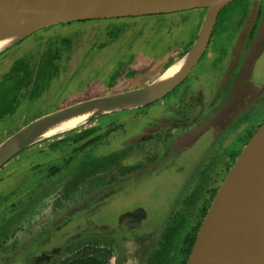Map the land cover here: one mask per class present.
<instances>
[{
    "label": "flooded vegetation",
    "instance_id": "flooded-vegetation-1",
    "mask_svg": "<svg viewBox=\"0 0 264 264\" xmlns=\"http://www.w3.org/2000/svg\"><path fill=\"white\" fill-rule=\"evenodd\" d=\"M242 9L233 45L219 49L212 42L219 13L201 59L161 99L95 118L28 147L23 160L16 155L9 161L0 202L16 200L11 215L21 227L0 237V264H187L218 190L264 123V46L257 39L262 4L249 0ZM158 15L77 22L110 24L103 32L110 39L88 47L95 53L114 44L124 26L132 30L126 18ZM70 38H43L16 59L8 56L14 60L0 80V123L14 117L25 100L39 105L59 82L71 81L63 63ZM129 38L107 58L96 59L102 69L115 62L114 52L135 46ZM190 43L156 66L174 62ZM154 68L116 70L106 94L118 93L112 91L117 79L135 71L152 82L148 74ZM97 86L92 94L102 91ZM68 104L44 106L39 116ZM28 176L32 184L21 188Z\"/></svg>",
    "mask_w": 264,
    "mask_h": 264
},
{
    "label": "water",
    "instance_id": "water-1",
    "mask_svg": "<svg viewBox=\"0 0 264 264\" xmlns=\"http://www.w3.org/2000/svg\"><path fill=\"white\" fill-rule=\"evenodd\" d=\"M234 1L237 0H0V38L22 32L0 50V55L56 24L205 11L189 50L167 67L181 63L177 74L161 82L159 75L139 88L87 99L34 119L0 143V168L23 150L48 139L40 138L41 133L63 119L91 112L83 124L64 131L69 132L100 116L144 107L167 95L201 59L220 11ZM187 264H264V123L218 190Z\"/></svg>",
    "mask_w": 264,
    "mask_h": 264
},
{
    "label": "rangeland",
    "instance_id": "rangeland-1",
    "mask_svg": "<svg viewBox=\"0 0 264 264\" xmlns=\"http://www.w3.org/2000/svg\"><path fill=\"white\" fill-rule=\"evenodd\" d=\"M248 1L249 0H237L228 4L221 10L219 23L215 29L216 37L212 40L216 48L225 49L230 48L233 45L238 35V29H236L237 24L235 23V20L238 17L237 12L243 10L242 7L246 6ZM259 2L262 4V15L258 24L257 39L264 46V0H259ZM204 14L205 11L199 9L168 13L158 16L126 18L127 20L124 21L127 24L132 25V30L130 31V29H128V26H124L126 31L123 32L120 37L114 39V44L105 45L104 49H101L100 52L95 51V53H93L94 51L92 52L88 49V47L92 45V43L106 42L110 39L109 35L103 34L104 30H108L107 27L110 25L107 21H100L98 23L70 22L66 24H56L42 29L34 35L22 41H19L16 45L12 46L0 55V60H5V62L0 64V80L3 78L4 73L7 70L6 67H8V65L12 63L11 60H14V57L8 56L19 54L22 50L27 49L33 43L41 44V39L43 38L48 39L52 36L70 34L71 48L67 53V56L64 55L63 63L67 66L64 75L66 76L68 73L67 79H71V81H65L63 83L62 80L61 82H59V86L55 89L53 88L55 86L51 85V87L49 88L53 89L51 92H49L50 95L39 105L32 104L28 106V101L25 100L16 110V114L14 117L1 122L2 125L0 126V142L4 137L5 139L8 138L18 129L33 121L34 116H36L37 114L38 117H40L39 113L44 111L41 110L44 106H53L56 103H63L67 101L69 103L67 106H69L77 103V101L81 102L87 99L96 98V96H106V93L108 92V89H106V87L110 86L111 80L116 70H122L123 72L128 70L129 72H131V70L135 69H152L158 63L169 59V57H172L177 49L182 50L184 47H186L184 45L188 44L191 41L188 47L175 58L176 62L191 47L193 41L197 36L199 24L202 21ZM187 19H190V21H188L189 23H184V21ZM196 22V30H193L194 24ZM106 24L108 25L106 26ZM196 31L197 33L195 34ZM98 35L101 36L100 39L98 38ZM129 36L131 37L132 45L135 46L127 47L128 49H126L125 47L121 49V53L119 54H117V52H114L113 59H115V62L107 65L102 69L100 65L103 64H99L96 59L107 58L108 56L106 54L110 53L112 51V48H122V46L120 45L124 44L125 41L130 40ZM57 45L60 47L62 46L60 38L57 39ZM16 58L17 55L15 56V59ZM90 60L93 61L90 62ZM131 62L133 63L131 66H129ZM172 63L173 62L170 61V63L167 62L163 65L159 64L153 69V71L148 74V76L154 75L155 78L158 77ZM134 74L136 75L133 76ZM129 76L130 77H128V75L122 76L121 78L117 79L116 85L112 91H119L118 93H120L124 92L123 87L127 88V90H131L139 88L148 83L146 81L147 78L145 74H138L137 71L132 72ZM125 78L127 80H124ZM129 78H131L130 81L128 80ZM97 84L100 86L102 85L100 87V90L102 91H96L94 94H92L91 92L99 89V86H97ZM95 86L96 88H94ZM88 94L89 98L83 97L84 95ZM29 154L30 152L24 150L20 154H18L17 157L23 160ZM16 158H14V160ZM11 163L13 162H9L0 170V179L1 177H4L3 175L6 169H8L7 166ZM33 180V178L28 176L26 181L21 184V188L30 187ZM3 189H6V187L4 188L3 185H0V191H2ZM15 201V199L9 200L8 205L4 202H0L1 238L15 233L16 229L18 227H21L17 217L15 215H11L12 208L10 207V204L16 203ZM7 208H9V210L11 211H8ZM10 217L12 218L10 219Z\"/></svg>",
    "mask_w": 264,
    "mask_h": 264
},
{
    "label": "bare ground",
    "instance_id": "bare-ground-1",
    "mask_svg": "<svg viewBox=\"0 0 264 264\" xmlns=\"http://www.w3.org/2000/svg\"><path fill=\"white\" fill-rule=\"evenodd\" d=\"M21 35H22V32L18 30L6 38L4 36L1 37L0 38V50L2 48H4V46L9 44L12 40H15L16 38H18ZM180 65H181V63H176L175 65L170 66L169 68L165 69L164 72L162 74H160L159 82L169 80L171 77H173L175 74H177L178 71L180 70V67H181ZM90 113L91 112L79 114L76 116H72V117L63 119V120L59 121L58 123L46 128L41 133L40 138H45V137L52 138L54 136L61 134L60 132L65 133L64 132L65 130H68V129L74 128L80 124H83V122L86 120L87 116H89Z\"/></svg>",
    "mask_w": 264,
    "mask_h": 264
}]
</instances>
